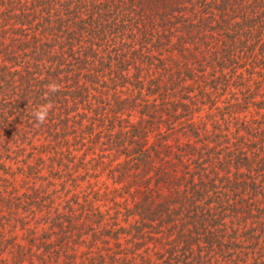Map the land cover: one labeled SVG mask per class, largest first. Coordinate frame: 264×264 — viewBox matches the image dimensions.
Wrapping results in <instances>:
<instances>
[{
	"label": "trees",
	"instance_id": "16d2710c",
	"mask_svg": "<svg viewBox=\"0 0 264 264\" xmlns=\"http://www.w3.org/2000/svg\"><path fill=\"white\" fill-rule=\"evenodd\" d=\"M0 264H264V0H0Z\"/></svg>",
	"mask_w": 264,
	"mask_h": 264
},
{
	"label": "clouds",
	"instance_id": "9594fccd",
	"mask_svg": "<svg viewBox=\"0 0 264 264\" xmlns=\"http://www.w3.org/2000/svg\"><path fill=\"white\" fill-rule=\"evenodd\" d=\"M48 114H49V106H41L34 113L36 120L40 123H43L47 119Z\"/></svg>",
	"mask_w": 264,
	"mask_h": 264
}]
</instances>
